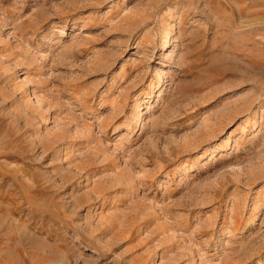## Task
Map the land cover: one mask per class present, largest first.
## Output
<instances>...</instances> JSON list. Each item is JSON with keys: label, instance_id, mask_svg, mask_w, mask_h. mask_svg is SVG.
<instances>
[{"label": "rangeland", "instance_id": "1", "mask_svg": "<svg viewBox=\"0 0 264 264\" xmlns=\"http://www.w3.org/2000/svg\"><path fill=\"white\" fill-rule=\"evenodd\" d=\"M0 264H264V0H0Z\"/></svg>", "mask_w": 264, "mask_h": 264}]
</instances>
